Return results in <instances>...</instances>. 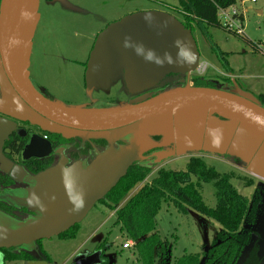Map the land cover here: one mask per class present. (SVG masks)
<instances>
[{
	"label": "water",
	"instance_id": "1",
	"mask_svg": "<svg viewBox=\"0 0 264 264\" xmlns=\"http://www.w3.org/2000/svg\"><path fill=\"white\" fill-rule=\"evenodd\" d=\"M39 8L40 0H0V113L66 138L101 137L113 144L131 136L132 142L120 150L110 147L85 172H60L64 168L58 166L35 177L32 188L13 194L36 216L19 221L0 211V218L15 220L14 225L0 221V250L28 249L79 224L127 175L130 165L143 159V152L166 145L153 138L157 135L175 141V153L157 162L203 151L237 158L264 179V106L246 97L237 84L232 90L186 84L104 108L66 106L41 94L29 70ZM200 56L193 30L175 15L160 10L131 13L98 34L85 73L87 89H108L123 75L129 92L140 93L171 73L190 75ZM15 128V121L0 116V163L5 171L13 164L3 147ZM36 138L26 145V155H42L51 148ZM259 232V264H264V235ZM102 255L97 249L75 264H100Z\"/></svg>",
	"mask_w": 264,
	"mask_h": 264
},
{
	"label": "rangeland",
	"instance_id": "2",
	"mask_svg": "<svg viewBox=\"0 0 264 264\" xmlns=\"http://www.w3.org/2000/svg\"><path fill=\"white\" fill-rule=\"evenodd\" d=\"M242 1L237 0L236 6L245 13L242 19L244 35L207 24L204 25L205 29L195 25L193 33L201 53V75L215 82L217 80L213 84L222 89L235 88L237 84L243 88L246 97L257 101L255 95L264 93V12H260L264 10V0ZM177 6V0H40L41 19L31 54V71L36 84L47 89L55 101L71 107L123 105L128 100V94L122 81L112 83L109 89L94 88L89 91L84 84V66L76 61H87L98 34L112 22L128 14L148 10L166 11L183 21ZM218 51L228 60L232 73L226 69ZM227 77L229 81L222 82ZM194 157L202 158L220 173L232 175L233 186L250 200L259 190L253 227L264 235V179L250 173L242 161L228 155L188 152L153 164L150 175L135 186L121 201L120 207L143 184L152 182L160 169L186 171ZM193 180L198 182L196 177ZM200 187L203 202L208 207H216L215 181H201ZM187 208L189 211L185 214L172 201H163L157 214L158 231L172 247L173 263L184 255L210 248L222 230L215 220L191 206ZM117 219L114 210L98 202L77 225L75 237L54 236L34 242L26 246L30 250V260L3 262L1 257L0 264H38V259L49 264H75L97 250L106 239L109 243L106 253L114 264H142L136 248L123 247V243L130 239L116 224ZM15 220H6L4 216L0 218L1 222L10 225H14Z\"/></svg>",
	"mask_w": 264,
	"mask_h": 264
},
{
	"label": "trees",
	"instance_id": "3",
	"mask_svg": "<svg viewBox=\"0 0 264 264\" xmlns=\"http://www.w3.org/2000/svg\"><path fill=\"white\" fill-rule=\"evenodd\" d=\"M177 1V10L182 14L185 26L193 31L195 25L204 29L205 24L223 27L219 10L237 4V0ZM211 45L215 46L212 42ZM218 54L226 69L232 73L233 69L224 54L221 51H218ZM223 79L229 81V77ZM194 80L196 86L219 88L213 84L215 81L212 78L196 75ZM257 98L264 106V94ZM152 171V168L147 166L133 165L127 175L101 201L117 213L116 224L127 233L129 239L135 241L132 248L137 249L142 264H259L262 235L253 227L259 190L250 200L233 186L232 175L220 173L214 167L208 166L202 158L194 157L189 161L186 171L160 169L152 182L143 184L120 207L121 201ZM193 177H196L198 182H195ZM201 181H215L216 207H208L203 202ZM262 193L264 194V188ZM163 201H172L176 208L185 214L189 211L187 206H191L219 223L222 230L213 245L203 252L184 255L173 263L172 247L168 240L161 238L158 231L157 214ZM6 209L0 204V210L10 214ZM77 225L60 236L75 237ZM108 246L106 239L97 248L103 250L100 264H114L106 253ZM0 251L3 254V262L31 259L28 254L30 250L22 247L3 248Z\"/></svg>",
	"mask_w": 264,
	"mask_h": 264
},
{
	"label": "flooded vegetation",
	"instance_id": "4",
	"mask_svg": "<svg viewBox=\"0 0 264 264\" xmlns=\"http://www.w3.org/2000/svg\"><path fill=\"white\" fill-rule=\"evenodd\" d=\"M88 61L89 58L86 62L76 61V63L84 66L83 77L86 89L87 85L85 80V73L87 70ZM31 65L29 70L32 85L45 97L54 100L51 96V93L47 89L40 88L36 84V81L32 75ZM194 77L195 76L193 75L185 76L171 73L167 75L157 86L146 89L140 93L133 94L129 92L124 80V76L121 75L117 81L123 82L125 91L128 94L127 102L121 106L128 105L132 100L148 93L157 95L162 91L177 86H185L186 84L196 86ZM222 82L227 83V81L225 80ZM94 88L100 87H93L92 89ZM109 88H111V86ZM232 89H234V87L226 90ZM104 107L109 106L96 107L91 105L84 108ZM0 116L9 120H13L16 123L15 130L11 133L9 139L6 140L3 147V154L13 164L12 169L10 171H5L4 169H2V164L0 163V204L4 208H7L6 210H9L10 214L2 210L0 211L5 215L16 218V220L19 221H25L32 217H35L36 213L21 205L20 201H18L19 199L17 200V198H15L16 195L14 196L13 194H19V192H23L32 188V186L36 182L33 179L40 173L46 172L58 166L64 168L61 169L60 172H85L91 166V164L110 147L113 146L116 150H120L124 147L129 146L132 142L131 136L125 139H118L113 144H111L107 139L101 137L82 138L76 136L66 138L61 134H55L50 131H45L39 125L32 124L29 121L17 120L3 113H0ZM33 137H37L36 139L41 143L49 142L51 144V148H49L48 151L43 153L42 155H26V145ZM153 138L159 142L164 141L166 145L164 147L149 149L143 152V159L134 161L128 168L127 172H129V169H131V167L135 164L153 168V164L157 165L177 156L173 155L168 158L162 159L160 162H157L159 158H163L167 154L175 153V141L165 135H157ZM37 152L38 154H41V151ZM73 166H75V168L72 169ZM101 201L99 202L101 203Z\"/></svg>",
	"mask_w": 264,
	"mask_h": 264
},
{
	"label": "built area",
	"instance_id": "5",
	"mask_svg": "<svg viewBox=\"0 0 264 264\" xmlns=\"http://www.w3.org/2000/svg\"><path fill=\"white\" fill-rule=\"evenodd\" d=\"M258 0H243L242 3L244 2H257ZM243 15L244 13L241 12L236 4L232 5L228 8H221L219 10V18L221 21L222 26L231 32H237L238 34H242L244 35V28H243ZM203 68V64H199L198 68L196 70H194L190 75L196 76V75H201V71ZM204 70H206V66L204 68ZM203 70V71H204ZM195 71H196V75H195ZM135 244V241H133L132 239L127 240L125 243H123V247L126 249H131Z\"/></svg>",
	"mask_w": 264,
	"mask_h": 264
},
{
	"label": "crops",
	"instance_id": "6",
	"mask_svg": "<svg viewBox=\"0 0 264 264\" xmlns=\"http://www.w3.org/2000/svg\"><path fill=\"white\" fill-rule=\"evenodd\" d=\"M244 13V12H243ZM244 15H245V13H244ZM232 75V74H231ZM241 88V87H240ZM243 89V88H242ZM248 91H250L252 94L254 93V92H252L251 90H248ZM260 94H264V93H260ZM254 95H255V93H254ZM256 97H258L259 96V94L258 95H255ZM38 261H40L38 264H49L48 262H45V261H41V259H38Z\"/></svg>",
	"mask_w": 264,
	"mask_h": 264
}]
</instances>
